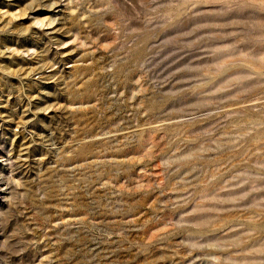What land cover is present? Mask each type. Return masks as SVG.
I'll return each mask as SVG.
<instances>
[{
    "label": "rangeland",
    "instance_id": "374dc122",
    "mask_svg": "<svg viewBox=\"0 0 264 264\" xmlns=\"http://www.w3.org/2000/svg\"><path fill=\"white\" fill-rule=\"evenodd\" d=\"M0 264H264V0H0Z\"/></svg>",
    "mask_w": 264,
    "mask_h": 264
}]
</instances>
